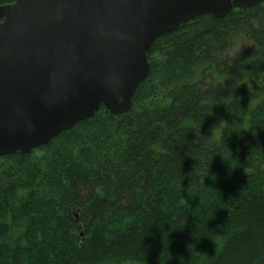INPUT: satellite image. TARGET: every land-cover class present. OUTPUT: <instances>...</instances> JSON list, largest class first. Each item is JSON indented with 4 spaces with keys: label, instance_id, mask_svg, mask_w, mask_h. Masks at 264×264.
<instances>
[{
    "label": "trees",
    "instance_id": "1",
    "mask_svg": "<svg viewBox=\"0 0 264 264\" xmlns=\"http://www.w3.org/2000/svg\"><path fill=\"white\" fill-rule=\"evenodd\" d=\"M147 55L129 112L0 156V264H264V3Z\"/></svg>",
    "mask_w": 264,
    "mask_h": 264
},
{
    "label": "water",
    "instance_id": "2",
    "mask_svg": "<svg viewBox=\"0 0 264 264\" xmlns=\"http://www.w3.org/2000/svg\"><path fill=\"white\" fill-rule=\"evenodd\" d=\"M264 0H15L0 5V156L31 154L132 108L155 40L202 15ZM122 97L117 102L116 97Z\"/></svg>",
    "mask_w": 264,
    "mask_h": 264
},
{
    "label": "clouds",
    "instance_id": "3",
    "mask_svg": "<svg viewBox=\"0 0 264 264\" xmlns=\"http://www.w3.org/2000/svg\"><path fill=\"white\" fill-rule=\"evenodd\" d=\"M116 100H117V102H119L120 100H122V97H119V96H117L116 97ZM222 121V120H221ZM221 121L218 123V124H216V125H214L211 129H210V131H211V134L210 135H202V136H206V137H209V138H211L212 140H214V141H216V142H218V143H224L225 144V142H224V137H225V131H224V127L222 126V124H221ZM241 130H244V131H248V129H245V128H240L239 130H237V129H233L230 133H232V132H235L237 135H240L241 134ZM222 157V156H221ZM223 158V157H222ZM224 160V159H223ZM225 161V160H224ZM226 162V161H225ZM228 163V162H227ZM228 165H229V170H231L232 168H231V166H230V164L228 163ZM209 177H210V179L211 180H213V181H215L216 179H217V176L215 175V174H211V173H209V175H208Z\"/></svg>",
    "mask_w": 264,
    "mask_h": 264
},
{
    "label": "bare ground",
    "instance_id": "4",
    "mask_svg": "<svg viewBox=\"0 0 264 264\" xmlns=\"http://www.w3.org/2000/svg\"><path fill=\"white\" fill-rule=\"evenodd\" d=\"M235 8H237V7H234L233 9H235Z\"/></svg>",
    "mask_w": 264,
    "mask_h": 264
}]
</instances>
